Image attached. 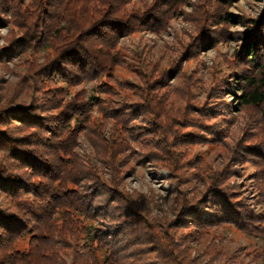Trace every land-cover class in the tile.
I'll return each mask as SVG.
<instances>
[{
    "label": "trees",
    "instance_id": "16d2710c",
    "mask_svg": "<svg viewBox=\"0 0 264 264\" xmlns=\"http://www.w3.org/2000/svg\"><path fill=\"white\" fill-rule=\"evenodd\" d=\"M216 1L214 6L211 0H198L194 6V15H200L193 19L195 38L182 48L189 59L201 46L211 48L231 37L205 14L209 2L214 18L232 23L225 7L234 0ZM0 2V25L10 12L22 32V38L9 40L3 54L18 48L50 51L40 66H32L35 80L23 88V96L30 92L29 103L13 105L11 93L0 105V264H256L250 251L220 248L221 229L229 226L264 236V214L230 197L221 181L211 179L196 200L179 194L173 219L144 215L118 189L131 140L145 150L147 162L166 169L177 184L194 168L184 167L188 161L180 149L191 145L181 132L184 112L178 116L166 109L169 86L164 82L175 74L151 69L140 77L138 101L127 104L125 94L124 103L112 102L120 90L111 80L123 60L120 40L140 31H164L181 15L186 0ZM248 23L249 33L240 41L244 45L228 68L240 73L243 66L256 67L259 73L246 79L239 99L258 108L264 106V16ZM91 80L98 81L97 94L108 100L84 90L70 95L68 87ZM64 83L67 87L60 85ZM124 91L134 94L133 86ZM93 105L101 114L99 121L91 119ZM131 112L148 117V124L132 125ZM107 120L111 125L105 137ZM86 129L95 161L103 168L85 163L75 151Z\"/></svg>",
    "mask_w": 264,
    "mask_h": 264
},
{
    "label": "rangeland",
    "instance_id": "374dc122",
    "mask_svg": "<svg viewBox=\"0 0 264 264\" xmlns=\"http://www.w3.org/2000/svg\"><path fill=\"white\" fill-rule=\"evenodd\" d=\"M145 1L149 3V0ZM197 2L186 0L181 6V15L172 19L164 31L156 34L140 31L120 40L119 53L123 60L111 79L120 89L112 102L124 103L123 96L126 94L127 104H132L138 101L136 95L143 85L140 77L149 74L151 69L157 73L176 75V78L164 82L169 86L166 90V109L173 113L177 111L178 116L179 111L184 112V120L180 123L183 126L181 132L188 136L191 145L184 144L180 149L185 151V161H188L183 164L184 167L191 165L194 168L189 170V174L185 172L188 178L182 185L177 184L166 169L156 168L147 162L143 153L145 150L131 140L129 163L122 168L118 189L138 204L139 210H144V215L173 219V201L176 197L181 198L179 194L196 200L204 193L207 183L216 179L222 182V187L227 186L228 192L232 193L230 197L241 201L250 211L264 214V106L257 108L244 105L239 99L246 87V79L259 72L256 67L246 69L243 66L240 73L231 72L228 68V62L237 55L236 49L244 45L241 39L249 33L251 25L248 22L260 21L264 16V0H234L225 7L233 16L232 23L227 25L214 18L216 10L213 12L207 2L205 18L216 24L214 27L219 30L229 32L231 37L217 40L211 48L196 46L199 49L192 52V58L189 59L182 48L195 38L193 19L196 15L200 16L194 15ZM211 3L216 6L217 1L211 0ZM241 20L244 22H239ZM15 23V18L8 12L5 23L0 25V105L10 98L11 93L13 105L23 104L21 101L29 103L30 92L28 96L22 93H25L23 88L35 80L32 66H40L44 56L50 55L49 49L34 51L16 47L12 53L3 54L8 49L9 40L22 38V32ZM97 83L94 80L85 81L68 87V91L71 95L84 90L88 96L108 100L105 95L97 94ZM60 85L67 87L65 83ZM126 86H133L134 94L124 91ZM91 113L92 120H101L96 105H93ZM133 117L134 126L148 124V117L138 113H133ZM110 125L111 121L107 120L103 133L105 137L109 134ZM186 125L191 126L184 128ZM89 132L88 129L81 132L75 151L85 163L95 162L96 168H103L93 156L94 147L88 137ZM103 177L109 178L107 169H103ZM221 234L223 242L220 248L223 247L227 252L234 248L243 253L250 251L248 255L251 260L256 264H264V236L248 234L234 225L222 228Z\"/></svg>",
    "mask_w": 264,
    "mask_h": 264
}]
</instances>
